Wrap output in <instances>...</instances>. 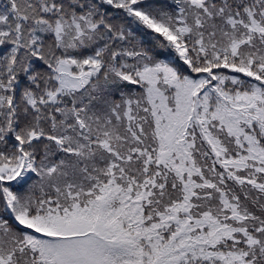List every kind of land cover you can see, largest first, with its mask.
Segmentation results:
<instances>
[{"label":"trees","instance_id":"obj_1","mask_svg":"<svg viewBox=\"0 0 264 264\" xmlns=\"http://www.w3.org/2000/svg\"><path fill=\"white\" fill-rule=\"evenodd\" d=\"M90 229L264 264V0H0V264Z\"/></svg>","mask_w":264,"mask_h":264},{"label":"rangeland","instance_id":"obj_2","mask_svg":"<svg viewBox=\"0 0 264 264\" xmlns=\"http://www.w3.org/2000/svg\"><path fill=\"white\" fill-rule=\"evenodd\" d=\"M114 245L113 241L96 229L57 235L52 241L57 255L67 261L58 260L59 264H87L93 260L100 263L105 259L104 251Z\"/></svg>","mask_w":264,"mask_h":264}]
</instances>
